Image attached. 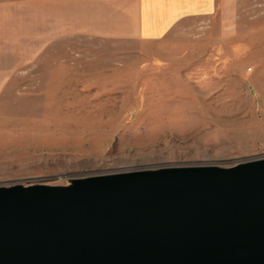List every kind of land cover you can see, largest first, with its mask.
I'll use <instances>...</instances> for the list:
<instances>
[{
    "label": "rangeland",
    "instance_id": "rangeland-1",
    "mask_svg": "<svg viewBox=\"0 0 264 264\" xmlns=\"http://www.w3.org/2000/svg\"><path fill=\"white\" fill-rule=\"evenodd\" d=\"M68 1L0 0V187L264 158V0L151 42L80 33Z\"/></svg>",
    "mask_w": 264,
    "mask_h": 264
},
{
    "label": "water",
    "instance_id": "water-1",
    "mask_svg": "<svg viewBox=\"0 0 264 264\" xmlns=\"http://www.w3.org/2000/svg\"><path fill=\"white\" fill-rule=\"evenodd\" d=\"M0 264H264V158L0 187Z\"/></svg>",
    "mask_w": 264,
    "mask_h": 264
},
{
    "label": "crops",
    "instance_id": "crops-1",
    "mask_svg": "<svg viewBox=\"0 0 264 264\" xmlns=\"http://www.w3.org/2000/svg\"><path fill=\"white\" fill-rule=\"evenodd\" d=\"M73 1H68L67 14L80 33L144 42L162 39L181 22L212 15L218 8L217 0H100L101 7L76 0L79 10L74 13ZM64 17L61 9L56 22L63 26Z\"/></svg>",
    "mask_w": 264,
    "mask_h": 264
}]
</instances>
